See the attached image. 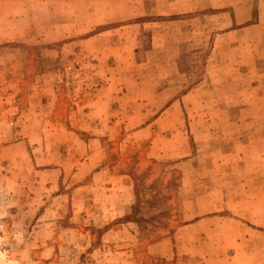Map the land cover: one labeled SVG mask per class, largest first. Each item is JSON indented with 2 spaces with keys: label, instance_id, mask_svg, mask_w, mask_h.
<instances>
[{
  "label": "rangeland",
  "instance_id": "obj_1",
  "mask_svg": "<svg viewBox=\"0 0 264 264\" xmlns=\"http://www.w3.org/2000/svg\"><path fill=\"white\" fill-rule=\"evenodd\" d=\"M0 264H264V0H0Z\"/></svg>",
  "mask_w": 264,
  "mask_h": 264
},
{
  "label": "trees",
  "instance_id": "obj_2",
  "mask_svg": "<svg viewBox=\"0 0 264 264\" xmlns=\"http://www.w3.org/2000/svg\"><path fill=\"white\" fill-rule=\"evenodd\" d=\"M134 209H135V211L137 210V206L136 207H134Z\"/></svg>",
  "mask_w": 264,
  "mask_h": 264
}]
</instances>
